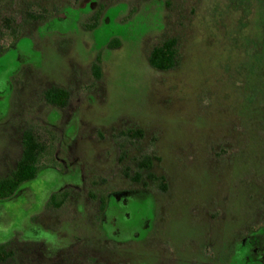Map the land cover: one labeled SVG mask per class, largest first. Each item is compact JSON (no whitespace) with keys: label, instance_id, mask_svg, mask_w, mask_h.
I'll use <instances>...</instances> for the list:
<instances>
[{"label":"rangeland","instance_id":"obj_1","mask_svg":"<svg viewBox=\"0 0 264 264\" xmlns=\"http://www.w3.org/2000/svg\"><path fill=\"white\" fill-rule=\"evenodd\" d=\"M29 4L54 18L30 21ZM0 18L28 36L17 45L26 63L10 68L19 84L0 122V160H16L21 133L34 128L56 130L58 156L112 186L123 183L124 166L153 157L142 175L155 179L151 235L118 261L228 264L227 242L264 223V0H0ZM167 39L176 41L177 63L156 70L150 52ZM0 62L10 65V54ZM55 86L70 98L51 122L56 110L42 94ZM129 130L142 132L134 145L122 137ZM144 199L133 198L140 214ZM36 220L55 239L22 244L14 235L0 244L13 253L0 264H88L101 256L93 250L105 251L99 213Z\"/></svg>","mask_w":264,"mask_h":264},{"label":"flooded vegetation","instance_id":"obj_2","mask_svg":"<svg viewBox=\"0 0 264 264\" xmlns=\"http://www.w3.org/2000/svg\"><path fill=\"white\" fill-rule=\"evenodd\" d=\"M31 8L33 7H30V4L25 6L24 12L32 22L40 23L43 21L41 23L45 24L54 18L53 16L46 19L41 12L42 10L35 8L32 11ZM0 21L2 23L0 24V59L8 54H10L11 59L10 65L0 62L1 122L9 116L11 95L16 88L15 86L19 84L14 83L10 68L14 62H20L18 66L20 68L27 61L26 53L18 50L17 45L28 36L20 29H16L9 18H0ZM96 26H98L97 22L93 20L89 27L94 31ZM19 68L17 72H19ZM3 75L6 78H2ZM58 90L65 94L64 101L60 104L50 101L48 98L49 94ZM69 98V92L62 87H49L43 91L44 103L56 110V113L50 116L51 122L59 119L57 111L66 107ZM72 132V129L67 130L61 139L64 140L65 137H69ZM121 134L123 137V133ZM28 136L33 139L31 142L34 146L28 145ZM123 138L128 139L127 142L129 141L128 143L131 145L137 141L130 140L127 136ZM57 140V132L54 129H50V131H41L38 128L24 130L21 133L18 158L16 160L2 158L8 167L7 171H4V167L0 166V185L3 187L0 188V244L7 242L14 235H19L24 240L22 244L27 240H33L36 243L45 239L54 240L56 236L52 232L54 231L53 227L44 225L49 229L46 230L36 220L42 213H80L81 216L83 213H99L100 223L96 228L99 231L103 248L105 246V251L93 250L98 251L101 256L92 257L90 255L88 264H133V260L127 258L118 261L117 253L122 252L123 249L130 250L134 243L143 242L151 235L152 224L155 223L156 217L155 208L158 203L156 192L151 188L155 179L149 174L145 178H138V161H133L130 168L128 166L123 167V183L120 185L115 184L114 186L113 184L112 186V183L105 179L82 177L79 171L81 169L76 163H69L66 159L58 156L60 145L58 146ZM63 140L61 141L63 142ZM27 150L35 153L32 164L34 174L24 176L22 172L19 178H13L19 161ZM150 159L153 167V157ZM159 180L162 190H164L165 180L163 178ZM138 192L145 195L144 200L146 202L144 204L148 210L146 214H140L138 208L133 205V198ZM211 217L215 218L216 216L211 215ZM246 230L248 231L236 244L232 240L227 242L228 250L223 257V262L230 264L232 260L238 258L242 261L256 260L257 263L264 264V243L257 245L258 239L264 242V223L250 226ZM141 232H144L142 241L139 238ZM5 247L2 249L6 250L7 247ZM56 251L58 252V250ZM214 254L215 251L213 256ZM0 255V260L7 261L13 256V253L8 250L1 252Z\"/></svg>","mask_w":264,"mask_h":264},{"label":"trees","instance_id":"obj_3","mask_svg":"<svg viewBox=\"0 0 264 264\" xmlns=\"http://www.w3.org/2000/svg\"><path fill=\"white\" fill-rule=\"evenodd\" d=\"M93 26V25H92ZM123 32H111L108 37L122 35ZM117 37V36H116ZM115 38V37H114ZM101 46V45H100ZM149 64L152 68L160 71H167L175 67L177 63V49H176V41L174 39H167L163 41L161 44L155 46L149 55ZM48 98L50 101L62 103L65 98L64 92L61 90L56 91L55 93L49 94ZM140 130H129L127 133H123V136H127L130 140H138L139 136H141ZM28 145H33V140L31 136L27 137ZM32 143V144H31ZM34 146V145H33ZM35 153L33 151H26L22 156L19 164L17 166L16 172L13 174V178H19L21 173H24V176H32L34 174L33 162H34ZM138 178H141L144 172H148L152 167L151 159L149 156L141 158L138 160ZM0 188H3L0 185ZM242 264H259L256 260L251 261H242Z\"/></svg>","mask_w":264,"mask_h":264}]
</instances>
